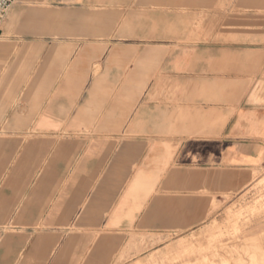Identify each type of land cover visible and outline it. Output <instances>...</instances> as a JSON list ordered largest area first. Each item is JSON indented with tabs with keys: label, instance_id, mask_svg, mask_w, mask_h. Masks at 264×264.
Returning <instances> with one entry per match:
<instances>
[{
	"label": "crops",
	"instance_id": "obj_1",
	"mask_svg": "<svg viewBox=\"0 0 264 264\" xmlns=\"http://www.w3.org/2000/svg\"><path fill=\"white\" fill-rule=\"evenodd\" d=\"M262 8L16 0L0 25V264L208 262L215 219L264 171L259 53L211 42L256 38Z\"/></svg>",
	"mask_w": 264,
	"mask_h": 264
},
{
	"label": "rangeland",
	"instance_id": "obj_2",
	"mask_svg": "<svg viewBox=\"0 0 264 264\" xmlns=\"http://www.w3.org/2000/svg\"><path fill=\"white\" fill-rule=\"evenodd\" d=\"M254 12L257 11L250 8L247 11L248 17H253ZM261 12L260 20L258 19L261 23L260 36L256 33V38L250 39L224 37L211 44L214 45L215 50L223 46L224 50L229 52H237L240 49L250 51L251 54L246 56V64H253L255 57L253 53H259V56H256V62L261 64V76L264 80V8ZM249 26L247 30L251 32L249 34L247 31V37L259 30L257 25L254 29L253 23ZM226 60L225 58L223 62ZM228 62L239 61L237 57L229 56ZM214 223L213 257H210L208 262L203 259V262L199 264H264V171L254 184L243 191L231 194L226 215L220 217L219 221L215 219ZM205 251V248L198 249L199 254H205Z\"/></svg>",
	"mask_w": 264,
	"mask_h": 264
},
{
	"label": "built area",
	"instance_id": "obj_3",
	"mask_svg": "<svg viewBox=\"0 0 264 264\" xmlns=\"http://www.w3.org/2000/svg\"><path fill=\"white\" fill-rule=\"evenodd\" d=\"M16 0H0V25L6 20Z\"/></svg>",
	"mask_w": 264,
	"mask_h": 264
}]
</instances>
